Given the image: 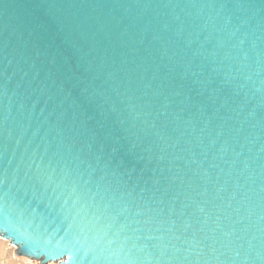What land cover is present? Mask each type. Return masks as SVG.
<instances>
[{
  "label": "water",
  "instance_id": "water-1",
  "mask_svg": "<svg viewBox=\"0 0 264 264\" xmlns=\"http://www.w3.org/2000/svg\"><path fill=\"white\" fill-rule=\"evenodd\" d=\"M0 236L264 264V0H0Z\"/></svg>",
  "mask_w": 264,
  "mask_h": 264
},
{
  "label": "rangeland",
  "instance_id": "rangeland-1",
  "mask_svg": "<svg viewBox=\"0 0 264 264\" xmlns=\"http://www.w3.org/2000/svg\"><path fill=\"white\" fill-rule=\"evenodd\" d=\"M4 245L0 248V258L4 264H39V261L24 256H18L15 252L16 247L4 238ZM48 264H58L57 262H48Z\"/></svg>",
  "mask_w": 264,
  "mask_h": 264
},
{
  "label": "clouds",
  "instance_id": "clouds-1",
  "mask_svg": "<svg viewBox=\"0 0 264 264\" xmlns=\"http://www.w3.org/2000/svg\"><path fill=\"white\" fill-rule=\"evenodd\" d=\"M5 241H4V237L3 236H0V248L3 247ZM0 264H4V261L2 258H0Z\"/></svg>",
  "mask_w": 264,
  "mask_h": 264
},
{
  "label": "snow or ice",
  "instance_id": "snow-or-ice-1",
  "mask_svg": "<svg viewBox=\"0 0 264 264\" xmlns=\"http://www.w3.org/2000/svg\"><path fill=\"white\" fill-rule=\"evenodd\" d=\"M121 213H124L127 211V205L123 206L121 209H120ZM21 251V249H20Z\"/></svg>",
  "mask_w": 264,
  "mask_h": 264
}]
</instances>
